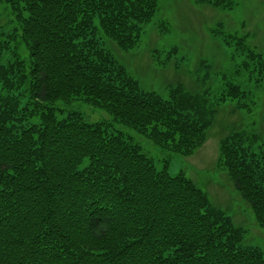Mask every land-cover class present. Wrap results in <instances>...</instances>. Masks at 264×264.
I'll list each match as a JSON object with an SVG mask.
<instances>
[{
    "label": "trees",
    "instance_id": "trees-1",
    "mask_svg": "<svg viewBox=\"0 0 264 264\" xmlns=\"http://www.w3.org/2000/svg\"><path fill=\"white\" fill-rule=\"evenodd\" d=\"M8 2L29 51L30 97L42 108L41 122L27 125L39 112L8 94L18 63L0 61V264H264L201 189L169 173V161L158 170L110 124L54 114L56 103L83 102L170 153L191 157L205 145L216 111L201 96L182 85L168 100L143 93L96 39L98 19L118 48L135 49L159 0ZM229 90L237 97L238 87ZM240 140L221 141L218 164L264 228V159L247 164Z\"/></svg>",
    "mask_w": 264,
    "mask_h": 264
},
{
    "label": "rangeland",
    "instance_id": "rangeland-1",
    "mask_svg": "<svg viewBox=\"0 0 264 264\" xmlns=\"http://www.w3.org/2000/svg\"><path fill=\"white\" fill-rule=\"evenodd\" d=\"M95 26L100 47L112 54L143 93L168 100L170 91L182 85L201 96L216 111L210 137L195 155L183 157L155 146L138 132L111 121L105 111L83 102L56 103V117L61 120L79 115L89 123H108L113 132L124 133L140 146L158 170L169 161L172 176L183 173L208 196L212 206L241 229L243 246L264 253V228L227 170L218 164L221 141L233 135L241 137L240 155L246 156L247 164L251 157L263 163L264 0H235L231 10L197 5L194 0H159L156 16L144 28L138 46L128 52L104 35L98 19ZM0 61L6 66L18 63L21 79L15 80L17 88L8 94L18 99L21 109L39 112L27 125L39 124L42 105L32 101L29 93V51L8 0L0 4ZM230 84L238 87L237 97L229 92Z\"/></svg>",
    "mask_w": 264,
    "mask_h": 264
}]
</instances>
